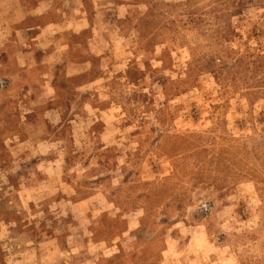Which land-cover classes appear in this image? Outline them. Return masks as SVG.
Wrapping results in <instances>:
<instances>
[{
    "label": "rangeland",
    "instance_id": "obj_1",
    "mask_svg": "<svg viewBox=\"0 0 264 264\" xmlns=\"http://www.w3.org/2000/svg\"><path fill=\"white\" fill-rule=\"evenodd\" d=\"M0 264H264V0H0Z\"/></svg>",
    "mask_w": 264,
    "mask_h": 264
}]
</instances>
